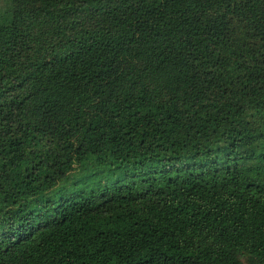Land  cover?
<instances>
[{
  "label": "trees",
  "instance_id": "1",
  "mask_svg": "<svg viewBox=\"0 0 264 264\" xmlns=\"http://www.w3.org/2000/svg\"><path fill=\"white\" fill-rule=\"evenodd\" d=\"M0 264H264V0H0Z\"/></svg>",
  "mask_w": 264,
  "mask_h": 264
}]
</instances>
